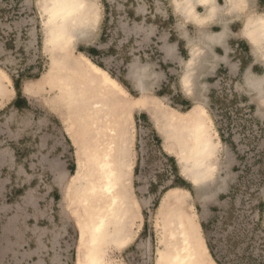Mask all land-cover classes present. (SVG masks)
Wrapping results in <instances>:
<instances>
[{
    "label": "rangeland",
    "instance_id": "374dc122",
    "mask_svg": "<svg viewBox=\"0 0 264 264\" xmlns=\"http://www.w3.org/2000/svg\"><path fill=\"white\" fill-rule=\"evenodd\" d=\"M87 2L99 10L97 23L74 48L60 44L57 55L62 67L75 58L73 52L99 64L127 98L121 111L130 124L127 227L120 229L127 238L119 235L115 244L105 238L100 245L114 264H156L163 223H178L176 206H182L162 201L168 190L181 186L189 191L195 209L181 208L192 217L206 258L217 264L209 240L222 264H258L264 254V116L255 95L215 78L210 90L197 85L199 96L182 92L181 74L161 62L153 27L173 32L177 18H171L172 0ZM42 26L39 0H0V264H82L84 258L77 217L82 212L74 191L86 187V177H74L75 141L48 104L59 95L50 82L58 66L52 65L55 51L43 49ZM134 70H140L143 86L170 107L183 111L194 100L205 104L219 137L217 172L206 187L181 178L175 155L164 151L159 128L149 114L139 111L140 95L130 78ZM14 80L21 91L18 101ZM203 194L210 199L202 206Z\"/></svg>",
    "mask_w": 264,
    "mask_h": 264
},
{
    "label": "bare ground",
    "instance_id": "6f19581e",
    "mask_svg": "<svg viewBox=\"0 0 264 264\" xmlns=\"http://www.w3.org/2000/svg\"><path fill=\"white\" fill-rule=\"evenodd\" d=\"M43 1L39 2L43 17V49L47 52L55 51L52 65L58 66L55 70L51 65L54 67L56 79L50 82L53 90L58 88L59 95L55 93L54 100H49L48 104L62 112L61 119L67 123L66 130L75 141L78 158L75 161L74 177H86V187L74 191L77 196L75 202L82 212L77 213L79 235L82 236L80 244L84 247V254L80 251L84 255V258L81 257L82 264H114L109 251L100 242L109 238L115 244L117 236L120 235L121 240L127 238L120 231L124 224L127 227V130L130 124L125 112L121 111V104H127V98H123L122 90L111 83V77L104 74L94 62L85 60L83 54L80 56V53L73 52L75 58L70 59L67 67H62L65 65L63 59L57 55L60 54L61 48H58L63 42L74 48L79 39L89 36L98 19L99 10L95 4L92 2L89 5L87 0ZM213 1L215 0H173L172 4L182 14L194 17L195 3L204 5L207 12L210 8L214 9ZM252 31L254 35L264 39V28L261 24H254L250 32ZM85 66L91 69L90 72ZM139 71H132L130 78L134 81L139 95H143L138 100L140 107L141 104L145 105L150 90L143 86ZM50 73L54 77L52 70ZM261 84L258 87L262 88ZM159 112V120L155 115L149 118L154 127L156 122L166 123L165 130L163 126L155 127L159 128L163 147L175 155L179 171L186 181L190 176L196 185L206 187L209 180L212 181L207 173L213 172L215 164L205 160L208 139L202 131L195 129V115L178 117L167 109H160ZM189 123L193 129L185 128ZM175 126L177 131L174 130ZM62 188L65 194V186ZM64 194L63 202L68 209ZM187 195L182 189L174 187L166 192L162 202L182 205L186 209L189 208ZM206 196L207 194H203L200 200H205ZM176 207L179 212L178 223H163L156 264H212L203 253L201 246L204 243L194 230L192 217L181 207ZM166 212H163L165 217ZM168 217L171 218V208L168 210Z\"/></svg>",
    "mask_w": 264,
    "mask_h": 264
},
{
    "label": "crops",
    "instance_id": "0c3cea01",
    "mask_svg": "<svg viewBox=\"0 0 264 264\" xmlns=\"http://www.w3.org/2000/svg\"><path fill=\"white\" fill-rule=\"evenodd\" d=\"M223 1L224 6L220 5L218 0L213 1L212 8L214 9L210 8L208 13L204 5L195 3L194 17L182 14L172 4L174 13L171 14V18H177L173 32L162 30L159 25H153L157 39V51L162 63L171 64L173 72L181 74L180 87L186 95L199 96L197 91L201 83L210 90V81L214 78V82L219 79V82L236 83L238 90L243 94L255 95L260 113L264 111V39L254 35V32L250 30H253L254 24H261L264 28V11L261 12V9H264V0ZM218 7L222 10L220 11ZM249 9H255L257 12H249ZM60 48H62L61 45L58 49ZM260 84L262 88L258 87ZM149 93H147L145 105L141 104L139 111L151 117L155 115L159 120L160 109L170 110L178 117L186 114L195 115V129L202 131L208 139L204 153L205 160L215 164L213 174L211 171L207 173V177L212 179L209 183L213 182L218 167L216 155L219 151V137L203 106L205 104L200 100H194L186 110L182 111L164 104L160 97ZM140 97L142 98L143 95ZM49 107L57 111L58 116L61 117V111ZM154 124H156L155 127L163 126V129L166 126L165 121L161 124L157 122ZM189 124H186L185 128L193 129L194 127ZM174 130L177 131L176 126ZM179 174L186 181L181 172ZM188 178L187 182L195 184V187H201L196 185L192 177ZM176 187L188 194V205L193 207L189 191L181 186ZM209 199L210 195L207 194L205 200H200L202 206ZM195 216L200 220L196 212Z\"/></svg>",
    "mask_w": 264,
    "mask_h": 264
},
{
    "label": "trees",
    "instance_id": "16d2710c",
    "mask_svg": "<svg viewBox=\"0 0 264 264\" xmlns=\"http://www.w3.org/2000/svg\"><path fill=\"white\" fill-rule=\"evenodd\" d=\"M90 52H93V51L91 49H89L88 50V53H90ZM97 65L100 66L99 64H97ZM13 82H14L15 91L17 92V94H19V97L17 98V101H18L19 98H20L21 92H20V89H19L18 82H16V80H14ZM207 246H208V249L210 251V254L212 255V257L215 260V262L217 264H222L221 261L218 258V254L216 253V247L214 245H211V243L209 242V240H207ZM259 258L260 259L258 261V264H264V254H261Z\"/></svg>",
    "mask_w": 264,
    "mask_h": 264
}]
</instances>
